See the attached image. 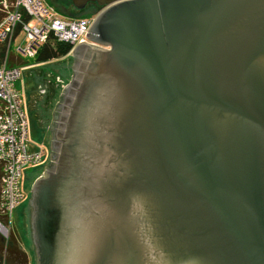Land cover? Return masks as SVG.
<instances>
[{
	"label": "water",
	"instance_id": "1",
	"mask_svg": "<svg viewBox=\"0 0 264 264\" xmlns=\"http://www.w3.org/2000/svg\"><path fill=\"white\" fill-rule=\"evenodd\" d=\"M68 1L105 50L69 53L35 264H264V0Z\"/></svg>",
	"mask_w": 264,
	"mask_h": 264
},
{
	"label": "built area",
	"instance_id": "2",
	"mask_svg": "<svg viewBox=\"0 0 264 264\" xmlns=\"http://www.w3.org/2000/svg\"><path fill=\"white\" fill-rule=\"evenodd\" d=\"M0 214L9 221L24 200L23 172L44 158L41 146L29 151V121L17 86L20 57L35 59L45 46L89 43L92 18H66L45 0H0ZM16 64V65H15ZM0 235L8 230L0 221Z\"/></svg>",
	"mask_w": 264,
	"mask_h": 264
},
{
	"label": "rangeland",
	"instance_id": "3",
	"mask_svg": "<svg viewBox=\"0 0 264 264\" xmlns=\"http://www.w3.org/2000/svg\"><path fill=\"white\" fill-rule=\"evenodd\" d=\"M18 61H16V66L20 69L21 71V78L17 82V86L20 91L21 90V85H23V75L25 73H28V71L31 69L36 70L37 77L42 78L44 80H47V83L49 87L51 86L52 88L55 86L57 89L56 94L54 95V98L52 99L51 102L48 103V117H50V113H53L54 111V106L57 102H59V95L61 94L64 86H66L70 80H71V75H72V69L71 67L73 66V58H60L57 60L53 61H48L44 62L41 64H36L35 59H29V58H23L19 56ZM45 81H40V84L37 86L38 87V93L42 95L43 93L41 90H44V94H48L49 87L46 85L47 84ZM48 87V88H47ZM47 99V97H46ZM30 122V120L28 119ZM31 123H29V151H33L36 146L39 144L33 140L32 135H31ZM47 157L44 159V162L39 164L38 166L34 167H28L25 169L23 172V182H22V187H23V192L26 193L29 192L30 186L33 184V180L38 177L43 175V173L48 169L50 165V161L46 160ZM33 173L32 177H30ZM26 204L21 203L16 209L13 211L9 221L3 222V225L5 228L8 230V236H15L17 241L20 244L21 250H23L28 257V264H35V255H34V248L32 245L31 237H30V227H29V213L27 215V212L29 211V207L26 208Z\"/></svg>",
	"mask_w": 264,
	"mask_h": 264
},
{
	"label": "flooded vegetation",
	"instance_id": "4",
	"mask_svg": "<svg viewBox=\"0 0 264 264\" xmlns=\"http://www.w3.org/2000/svg\"><path fill=\"white\" fill-rule=\"evenodd\" d=\"M87 7H88V5H86L84 7V9L79 11L70 5V6H67L65 8V10L66 11H72V12H84ZM101 10H102V8H101ZM101 10L92 18V21L101 12ZM100 50H105V49H103V47L96 45V44L86 43L84 46L79 48L78 53H80L83 57L85 56V58L86 57L88 58V56L93 55L94 53L99 52ZM66 57L71 58L70 55H68ZM66 57H64V58H66ZM37 70L38 69H36V70L31 69V71L29 70L28 73H25L23 75L24 76L23 82H22L23 85L20 84L21 90H22L21 94L23 96L24 107H25V110L27 113V117L30 120L29 123H31L30 126H31L32 138L34 141H36L39 144V146H41L43 148V151H44V158L42 160V163L44 162V159L46 157H47L46 160H49L50 163H52L53 158L56 155V151L54 148V142H53L54 133L58 129L57 128V122L61 119V116L58 117V114H57L59 111L56 108V105L59 103V102H57L54 106V110L56 112L50 113V117H52V119H50L48 117V115H49L48 114V111H49L48 110V103L51 102L52 99L54 98V95L56 94L57 89L55 88V86L53 88L51 86L49 87L47 80H44L42 78L37 77V74L35 72ZM40 81H45L47 83L46 85L49 87V91H48L47 95L44 94V92H45L44 90H41V92L43 93L42 95H40L41 93L40 94L38 93L39 89L37 86L40 84ZM60 95H59V98H60ZM46 97H47V99H46ZM60 111H61V109H60ZM49 168H50V166H49ZM33 175H35V173H33L30 177H32ZM43 175L36 177L33 180V184L36 180L42 178ZM33 184L30 186L29 192L26 193L24 200L22 201V203L26 204L27 207H29V208H30L29 201H30V197H31V190H32ZM30 213H31V211H29V221L31 220V214ZM29 227H30V222H29Z\"/></svg>",
	"mask_w": 264,
	"mask_h": 264
},
{
	"label": "trees",
	"instance_id": "5",
	"mask_svg": "<svg viewBox=\"0 0 264 264\" xmlns=\"http://www.w3.org/2000/svg\"><path fill=\"white\" fill-rule=\"evenodd\" d=\"M45 2L50 7L54 8V10L59 15L66 18H93L101 10V8L96 4L89 3L87 4L88 7L84 12H72L65 10L67 6H72L68 0H45ZM71 50L72 46L69 44H55L53 46H45L36 55L35 62L36 64H41L44 62L64 58L69 55ZM29 211H31L30 208ZM29 211L27 212V215ZM0 221L6 222L5 217L1 214ZM0 264H28L27 254L21 250L20 244L15 236L9 235L8 238L5 239L0 235Z\"/></svg>",
	"mask_w": 264,
	"mask_h": 264
}]
</instances>
